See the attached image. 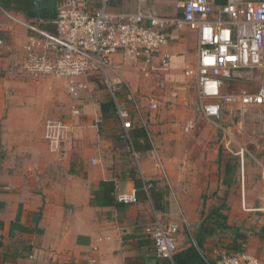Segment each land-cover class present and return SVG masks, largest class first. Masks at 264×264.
<instances>
[{
	"label": "crops",
	"instance_id": "0c3cea01",
	"mask_svg": "<svg viewBox=\"0 0 264 264\" xmlns=\"http://www.w3.org/2000/svg\"><path fill=\"white\" fill-rule=\"evenodd\" d=\"M89 1L91 8L101 3ZM181 1L108 0L106 9L174 15L179 14L177 3ZM210 1L217 10L226 0ZM60 2L38 0L32 11L15 13L42 21L44 28L53 30L50 22ZM2 9L0 6V39L4 43L0 47V264H168L156 257L146 232L156 214L185 227L177 234L178 249L194 243L209 259L223 251L232 252V231L217 229L200 246L196 239L211 209L223 200L227 203L216 194L219 167H209L208 161L206 167H191L194 137L190 134L195 122L188 117L190 91H196L192 78L184 72L197 62L196 32L167 28L168 42L153 56L155 66L148 77L138 75L132 63L122 62L120 54L114 56L127 91L120 99L129 109L134 104L140 107L141 118L134 117L130 129L133 146L122 136L115 109L102 112L101 104L110 93L97 88L94 78L89 79L90 97L82 92L81 97L73 98L63 80L51 76L34 80L20 70L28 31L10 23ZM162 53L169 55L163 65L158 63ZM247 70L235 71L223 90L228 92L233 76ZM151 101L158 104L157 109H149ZM73 105L80 107L79 116L70 115ZM49 119H64L73 127L58 150H51L45 138ZM187 123L192 128L185 130ZM132 149L139 154L138 162ZM152 149L160 168L150 156ZM249 172L247 169V184L253 187ZM143 177L148 178L149 189H145ZM262 179L264 183V172ZM120 193H134L137 202L114 201L112 195ZM250 198L249 205H241V201L226 204L223 212L229 225L246 232V249L263 259L264 237L257 233L264 225V189L259 204H253L255 197ZM211 202L214 205L208 211L203 208Z\"/></svg>",
	"mask_w": 264,
	"mask_h": 264
},
{
	"label": "built area",
	"instance_id": "2783aa9c",
	"mask_svg": "<svg viewBox=\"0 0 264 264\" xmlns=\"http://www.w3.org/2000/svg\"><path fill=\"white\" fill-rule=\"evenodd\" d=\"M107 1L101 0L99 7L91 8L89 0H62L50 22L53 30L44 28L42 21L27 20L12 10L2 9L1 14L10 23L28 31L20 70L34 80L47 76L63 80L73 98L81 97L82 92L90 97L89 79L101 78L109 89L124 137L131 144L129 130L133 118H141L140 107L134 104L129 109L120 99L124 85L114 56L120 54L122 62L132 63L138 75L148 77L155 66L153 56L168 42L166 29L187 28L196 32L198 47L195 67L184 74L192 78L205 117L221 120L226 108L243 115L249 108L264 103V84L251 93L223 90L235 71L264 65V0H226L217 10L210 0H183L177 3L179 14L174 15L155 10L111 12L106 9ZM3 44L0 39V47ZM168 58L167 53H162L158 63L163 65ZM157 108L155 101L149 103V109ZM80 114L79 106L70 107L71 116ZM72 128L64 119L47 120L45 138L50 149L58 150ZM190 128L192 124L187 123L185 130ZM132 154L138 162V152L132 149ZM150 156L155 167L160 168L154 149ZM240 156L243 158V149ZM143 179L145 189H149L148 178ZM115 200L136 203L137 197L134 193H120ZM146 232L156 257L173 264L178 249V223L156 214ZM212 261L211 264H261L264 254L262 259L244 245L241 251L219 253Z\"/></svg>",
	"mask_w": 264,
	"mask_h": 264
},
{
	"label": "rangeland",
	"instance_id": "374dc122",
	"mask_svg": "<svg viewBox=\"0 0 264 264\" xmlns=\"http://www.w3.org/2000/svg\"><path fill=\"white\" fill-rule=\"evenodd\" d=\"M92 80L97 88H103L109 94V89L101 78L96 77ZM228 83L226 88L228 92H254L258 85L264 83V69L247 70L235 74ZM126 92L124 86L120 96L126 95ZM190 96L191 107L188 118H192L195 122L190 134L194 137L191 138V167H206V161L209 162V167H219L220 186L216 194L227 200L228 206L238 201H241V205L247 206L250 203L247 199L250 197H255L253 204H259L262 201L264 189L262 179L264 172V103L249 108L243 115H240L236 109L226 108L223 110L222 119L215 120L204 116L200 100L195 92L191 90ZM241 149H243V158L240 156ZM226 167H230L228 172L225 171ZM247 169L250 170L249 178L254 180L253 187L247 184ZM243 201L246 204H243ZM211 205L214 204L212 202L208 206L204 204L203 208L208 211ZM184 228L178 224L179 233Z\"/></svg>",
	"mask_w": 264,
	"mask_h": 264
},
{
	"label": "trees",
	"instance_id": "16d2710c",
	"mask_svg": "<svg viewBox=\"0 0 264 264\" xmlns=\"http://www.w3.org/2000/svg\"><path fill=\"white\" fill-rule=\"evenodd\" d=\"M38 0H0V6L6 10H12L14 12H25L28 13L33 10L35 4ZM58 0H52L55 4ZM62 1V0H60ZM114 103L111 96H107L105 101L101 104L102 112H107L109 110H114ZM131 144L134 146L132 135L130 134ZM122 136L124 137V131H122ZM125 138V137H124ZM230 170V167H226V172ZM136 185L140 187L138 181L136 180ZM157 192V191H156ZM150 194L153 197L155 190L151 189ZM160 196L159 193H157ZM115 200V194L112 195ZM154 198V197H153ZM117 202V201H116ZM156 208H160L159 205L155 204ZM226 207V202L223 200L217 207L211 209V211L203 219L200 229L196 233L197 244L200 246L204 240V237L212 232L220 229L221 231H232V240L229 249L232 251H241L244 249L246 232L240 227L229 225L227 223V215L223 212ZM260 237H264V225L260 228L257 233ZM161 259V258H159ZM168 264H172L169 260L164 259ZM212 259H207L203 257L197 248V245L191 244L185 249H177L173 256V264H211Z\"/></svg>",
	"mask_w": 264,
	"mask_h": 264
}]
</instances>
